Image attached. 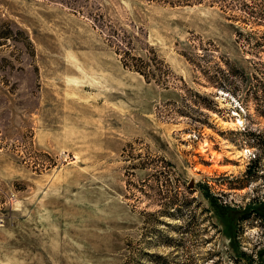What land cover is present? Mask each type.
<instances>
[{"label": "rangeland", "instance_id": "obj_1", "mask_svg": "<svg viewBox=\"0 0 264 264\" xmlns=\"http://www.w3.org/2000/svg\"><path fill=\"white\" fill-rule=\"evenodd\" d=\"M262 145L264 0H0V264L256 259Z\"/></svg>", "mask_w": 264, "mask_h": 264}, {"label": "trees", "instance_id": "obj_2", "mask_svg": "<svg viewBox=\"0 0 264 264\" xmlns=\"http://www.w3.org/2000/svg\"><path fill=\"white\" fill-rule=\"evenodd\" d=\"M129 43H126V54L128 56H130V52H131V48L129 47V45H127ZM131 57V56H130ZM132 60V59H131ZM151 60V59H150ZM142 61V60H141ZM142 65H133V66H136L135 69L141 73L142 75H145V76H148V75H151V76H157L155 73H153V68L151 66V64H149V62H141ZM132 66V65H131ZM254 142H256V139L254 140ZM258 144V143H257ZM260 146V144H259ZM262 147H264L262 145ZM206 198H210L209 196V193L207 192V190H204L203 191ZM257 205H253L251 206V214H248V216L246 215V219L250 218L251 216H254L255 218L259 219L260 221L264 222V201H257L256 202ZM237 259L238 260H241V261H244V264H264V252H262L259 257H257L256 259L253 257V256H250L246 253H240L237 255Z\"/></svg>", "mask_w": 264, "mask_h": 264}, {"label": "water", "instance_id": "obj_3", "mask_svg": "<svg viewBox=\"0 0 264 264\" xmlns=\"http://www.w3.org/2000/svg\"><path fill=\"white\" fill-rule=\"evenodd\" d=\"M190 187H191V188L193 187V183L190 184Z\"/></svg>", "mask_w": 264, "mask_h": 264}]
</instances>
